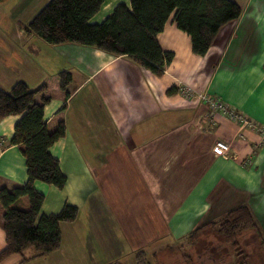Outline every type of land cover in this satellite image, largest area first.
<instances>
[{
	"label": "crops",
	"instance_id": "crops-1",
	"mask_svg": "<svg viewBox=\"0 0 264 264\" xmlns=\"http://www.w3.org/2000/svg\"><path fill=\"white\" fill-rule=\"evenodd\" d=\"M48 1L0 3L28 13L27 19L14 16L27 24ZM235 1L240 17L219 31L206 55L194 53L190 35L177 26L175 13L170 16L158 41L175 57L161 76L132 57L78 42L50 44L19 26L0 35L3 88L20 80L37 88L62 70L72 73L65 89L51 88L45 107L50 130L60 121L66 125L50 151L67 183L59 189L36 181L35 187L45 195L41 214L59 212L66 203L80 210L76 220L61 223L58 250L25 262L16 254L1 264L125 263L126 255L137 260L140 250L186 238L204 218L219 220L240 205L251 208L264 234V135L212 112L198 96L220 98L264 127V0ZM131 2L104 0L90 22ZM173 86L178 91L171 94ZM20 117L0 120V189L28 179L23 152L10 143ZM218 140L230 143L227 155L215 152ZM16 205L28 208L29 198ZM3 217L0 206V252L7 245ZM33 254L32 247L25 251Z\"/></svg>",
	"mask_w": 264,
	"mask_h": 264
},
{
	"label": "trees",
	"instance_id": "trees-1",
	"mask_svg": "<svg viewBox=\"0 0 264 264\" xmlns=\"http://www.w3.org/2000/svg\"><path fill=\"white\" fill-rule=\"evenodd\" d=\"M104 0H49L27 24H20L27 34L42 37L50 44L78 42L94 46L116 55L132 57L142 66L161 76L173 61L175 53L164 50L158 34L174 14L177 26L187 32L192 40L194 53L206 55L219 31L229 22L240 17L242 7L235 0H132L131 7L119 3L112 13L100 23L90 22L99 12ZM73 80L72 73L62 70L49 76L37 88L25 81H16L9 89L0 86V120L9 115H20L15 132L10 140L22 150L27 165V182L8 189H0V206L4 209L3 228L7 245L0 252V264L12 255L19 254L21 262L46 256L61 247V223L74 221L79 208L66 203L59 212L41 214L45 195L35 187L43 181L63 189L67 175L50 148L66 134V125L60 121L50 130L45 118V107L51 101L50 91L54 86L65 89ZM177 86L168 92L175 93ZM41 93L42 100L35 96ZM29 198V207L21 208L17 202ZM253 231L257 244L262 248L264 264V234L257 219L247 205L229 210L219 220H210L194 228L186 237L188 243L197 245L206 233L218 237L208 247L216 264H251L249 251L244 250L241 236ZM34 249L32 256L25 251ZM167 246L169 250H174ZM242 256L236 260L232 257ZM187 264L193 263L192 255L185 253ZM158 251L149 254L146 250L137 253L138 264H153ZM105 264H125L119 260ZM201 264H204L203 262Z\"/></svg>",
	"mask_w": 264,
	"mask_h": 264
},
{
	"label": "rangeland",
	"instance_id": "rangeland-1",
	"mask_svg": "<svg viewBox=\"0 0 264 264\" xmlns=\"http://www.w3.org/2000/svg\"><path fill=\"white\" fill-rule=\"evenodd\" d=\"M21 15L22 18L27 19L29 16L28 13L21 12L19 10L10 9L9 6H5L4 2L0 3V35H6L7 33L11 32L16 26H20V24H24L17 22L14 20V16ZM17 15V16H18ZM3 83V82H2ZM207 218H204L203 221H207ZM202 222H200L202 224ZM198 225V224H197ZM218 237L214 235L213 233H206L201 241L197 245H192L188 243L187 239L184 237L177 239H174V236L170 238L169 242H167L168 245L164 246L163 248L157 249L158 251V258L155 264H187V258L185 256V253H189L192 255L193 263L195 264H201L202 262L204 264H216L212 260L211 256V250L208 251V247L211 246V243L213 245L217 242ZM241 243L242 247L245 248L244 250L249 251L251 258V264H261L263 262L262 257V248L259 247V245L256 242V239L254 238V235L250 232L245 233L241 236ZM167 246H173L171 247L174 250H169L166 247ZM153 250H148V253H151ZM156 251V250H155ZM30 250H28V253ZM242 256H237L234 254L232 257L233 260H236L238 258H241ZM126 264H138L136 260V255L129 254L126 255L124 260ZM154 262V260H152ZM94 262L93 264H95Z\"/></svg>",
	"mask_w": 264,
	"mask_h": 264
},
{
	"label": "built area",
	"instance_id": "built-area-1",
	"mask_svg": "<svg viewBox=\"0 0 264 264\" xmlns=\"http://www.w3.org/2000/svg\"><path fill=\"white\" fill-rule=\"evenodd\" d=\"M187 93L191 94L188 90ZM199 98L206 102L211 108L212 112H221L235 120H239L242 125H248L258 130L261 134L264 135V127L259 125L257 122L246 118L243 114H240L234 109L229 108L220 98L213 97L209 94L199 93ZM214 150L217 154L227 155L231 150V145L227 141L218 140L214 145Z\"/></svg>",
	"mask_w": 264,
	"mask_h": 264
}]
</instances>
